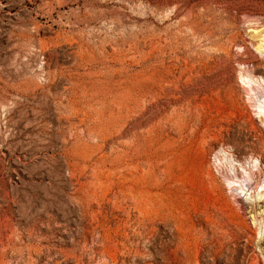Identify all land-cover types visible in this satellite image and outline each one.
<instances>
[{"label":"rangeland","instance_id":"374dc122","mask_svg":"<svg viewBox=\"0 0 264 264\" xmlns=\"http://www.w3.org/2000/svg\"><path fill=\"white\" fill-rule=\"evenodd\" d=\"M264 0H0V264H264Z\"/></svg>","mask_w":264,"mask_h":264},{"label":"bare ground","instance_id":"6f19581e","mask_svg":"<svg viewBox=\"0 0 264 264\" xmlns=\"http://www.w3.org/2000/svg\"><path fill=\"white\" fill-rule=\"evenodd\" d=\"M264 36V35H263Z\"/></svg>","mask_w":264,"mask_h":264}]
</instances>
